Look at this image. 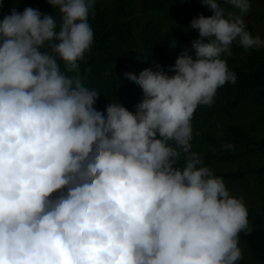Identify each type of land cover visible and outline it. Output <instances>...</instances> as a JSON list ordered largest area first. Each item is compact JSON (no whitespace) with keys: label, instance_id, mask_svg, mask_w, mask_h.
I'll list each match as a JSON object with an SVG mask.
<instances>
[{"label":"clouds","instance_id":"9594fccd","mask_svg":"<svg viewBox=\"0 0 264 264\" xmlns=\"http://www.w3.org/2000/svg\"><path fill=\"white\" fill-rule=\"evenodd\" d=\"M47 2L59 22L30 6L0 20V264H239L248 210L192 150V119L236 83L233 43L264 47L251 0H201L213 15L192 19L175 75L125 72L135 112L80 74L96 0Z\"/></svg>","mask_w":264,"mask_h":264},{"label":"trees","instance_id":"16d2710c","mask_svg":"<svg viewBox=\"0 0 264 264\" xmlns=\"http://www.w3.org/2000/svg\"><path fill=\"white\" fill-rule=\"evenodd\" d=\"M43 1L47 0H20V7L46 3ZM115 1L113 18L110 22H103L102 30L94 34V41L84 60L79 61L80 74L85 77V83L96 85L103 92L97 100L98 104L103 106L108 100H118L135 112V106L145 98L144 92L124 75L125 72L139 75L149 68L157 71L159 65L167 75H175V62L185 50H189L195 58L192 41L198 38V33L189 29L192 19L200 14L211 16L213 12L202 6L201 0ZM138 5L141 10H138ZM231 47L232 55L222 58L236 74V83L229 82L219 88L214 103L199 106L192 119L197 120V131L204 135L200 138V145L206 148V154L202 156L205 166L216 160L233 162L264 150V140L256 141L251 135V128L241 124H223L225 118H236L248 106L264 112V48L245 50L235 42ZM61 67L63 70V64ZM201 129H205L206 133L202 134ZM225 144H232L234 148L225 149ZM238 149L241 152L236 154ZM213 172L223 177L225 183L233 184L253 176L264 178V166ZM58 192L52 196L55 197ZM248 219L251 231L241 232L239 238L250 255L264 264V210L262 213L248 212ZM239 264L246 262L241 259Z\"/></svg>","mask_w":264,"mask_h":264},{"label":"rangeland","instance_id":"374dc122","mask_svg":"<svg viewBox=\"0 0 264 264\" xmlns=\"http://www.w3.org/2000/svg\"><path fill=\"white\" fill-rule=\"evenodd\" d=\"M0 2H2L3 4V7L0 8V20H2L3 15L9 13L13 7H16L19 12H23L26 7L30 6L34 9H38L41 13L51 15L53 18L56 17L57 22H59V11L55 10L47 1H43L46 3H39V5L36 4V6L29 5L24 7H20V0H0ZM115 2V0H96L94 14H90L89 16V23L95 35L102 30L104 21L109 20L110 22V20L113 18L114 9L116 6ZM137 2H139V0H137ZM140 2L142 3V1ZM219 2L221 4H224V0H219ZM251 3L252 9L247 15L243 17V19L248 27V31H250L253 36L258 35L261 38H264V0H251ZM225 7L227 11H238L236 9L228 7L227 5H225ZM137 8L138 10H141L139 5ZM139 13L140 12L138 11V14ZM263 48L264 47L259 48V50H262ZM101 93L103 92L101 91ZM101 95L98 97L99 100ZM223 124H225V126L232 124H241L242 126H246V128H251L253 130V133L251 135L254 136L256 141L264 140V112L255 107L248 106L242 109L238 113L236 118H225ZM192 126V150L200 152L202 156H205L206 148H204L203 145H200V141H202V139L200 138H202L204 135H201V133L197 131L199 127L197 125L196 119L192 121ZM201 130L203 132L202 134L206 133L205 129ZM240 152V149H238V152H236V154H239ZM180 163L181 165L184 163L183 159H181ZM207 166L210 167L213 171L217 172L236 171L240 167H244L245 169L259 168L264 166V150L248 156H242L241 158H238L233 162L216 160L214 163H210ZM226 185L232 195L236 197H243L244 203L249 213L263 212L264 178L259 179L253 176L246 179V181L242 183L233 184L227 182ZM239 246L241 247L243 252L242 259L246 262V264H260L250 255L247 247L241 239Z\"/></svg>","mask_w":264,"mask_h":264}]
</instances>
